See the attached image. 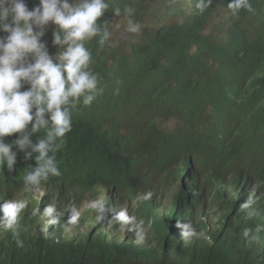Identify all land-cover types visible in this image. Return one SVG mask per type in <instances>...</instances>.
<instances>
[{
  "label": "trees",
  "instance_id": "trees-1",
  "mask_svg": "<svg viewBox=\"0 0 264 264\" xmlns=\"http://www.w3.org/2000/svg\"><path fill=\"white\" fill-rule=\"evenodd\" d=\"M157 1L108 0L101 22L112 33L109 43L101 49L95 38L86 42L104 92L73 112L72 130L55 154L60 176L49 177L46 193L127 199L152 189L165 197L182 177L192 186L186 170L193 162L202 169L248 171L249 190L264 210V0H251L254 11L236 16L228 0H211L203 13L195 7L197 0H188L190 11L182 20L173 19L175 12L163 9V0L158 7ZM27 4L31 9L38 0ZM116 7L120 16L113 14ZM125 7L135 10L130 19L141 30L127 31L123 40L115 24L128 23ZM221 11L228 18L225 28L208 30L212 16ZM54 27L50 24L42 37L50 54L58 52ZM38 135L43 133L32 138ZM34 166V159L26 161L18 153L14 170L0 171V185L6 192L24 191L23 175ZM192 179L201 178L192 174ZM215 181L209 175L196 189L221 197L217 187L206 188ZM53 241L38 240L34 247L0 244V264L204 263L187 252L131 255L122 247L124 254L118 256L101 240ZM254 253L262 259L249 264H264V251Z\"/></svg>",
  "mask_w": 264,
  "mask_h": 264
},
{
  "label": "clouds",
  "instance_id": "clouds-1",
  "mask_svg": "<svg viewBox=\"0 0 264 264\" xmlns=\"http://www.w3.org/2000/svg\"><path fill=\"white\" fill-rule=\"evenodd\" d=\"M210 3L197 0L195 7L203 13ZM109 6L108 0H38L30 9L27 0H0V171H13L18 153L26 161L35 160L23 175L24 191L6 192L0 185V244L34 247L38 240L71 238L101 240L118 256L124 247L131 255L187 252L203 264L262 259L254 251H264V210L254 200L256 192L249 190L251 174L241 168L205 169L216 180L206 188L217 187L222 198L196 189L209 175L204 180L202 168L193 162H187L186 170L192 186L182 177L172 189L176 191L165 197L152 189L127 199L46 193L49 177L60 176L55 154L72 130L73 112L104 92L86 42L95 38L101 49L109 43L112 33L101 22ZM227 6L234 16L254 11L251 0H228ZM134 11L125 7L123 14L129 17L127 31L139 33L141 25L130 19ZM113 14L120 16L121 8H114ZM50 24L55 26V54L42 39ZM37 133L43 136L34 140ZM192 174L201 179L193 180ZM182 187L188 192L178 191ZM207 196L210 206L201 200Z\"/></svg>",
  "mask_w": 264,
  "mask_h": 264
},
{
  "label": "rangeland",
  "instance_id": "rangeland-1",
  "mask_svg": "<svg viewBox=\"0 0 264 264\" xmlns=\"http://www.w3.org/2000/svg\"><path fill=\"white\" fill-rule=\"evenodd\" d=\"M160 1L161 0L157 1L158 7H160L159 6ZM186 3H187V5H186ZM161 6L163 7V9H167L168 11H174L175 12V14L172 15L173 19L182 20L183 17L185 15L189 14V11H190V5H188V0H171V2L169 0H163V2L161 3ZM227 20H228V18H227L226 13L224 11H221L220 13L212 16L210 23H209V26H208V30L215 32L216 29H219V30L224 29L226 26ZM127 24H128L127 21L124 22L122 20H119L117 22V24H115V31H117L119 29L117 31V34L123 40L126 39V37L128 36V33H127V29H122L121 27L126 26ZM223 34L224 33H222V35ZM219 35H221V34H219ZM44 41H46V40H44ZM124 43H125V41H124ZM169 123L173 125L174 120L169 121ZM199 171L202 173L201 176H204V180L206 178V175L211 174L209 171H207L205 169H200ZM181 189L188 192L185 187L178 188V191H181ZM172 191H176V189H174ZM148 196H150V195H148ZM35 197L40 198L41 196H40V194H35ZM201 200L204 201V205H208V206L212 205V200L209 196H207L205 198H201ZM133 202L134 201L132 200L131 203H133ZM211 208L214 209V207H211ZM83 231H86V228L81 229V232H83Z\"/></svg>",
  "mask_w": 264,
  "mask_h": 264
}]
</instances>
